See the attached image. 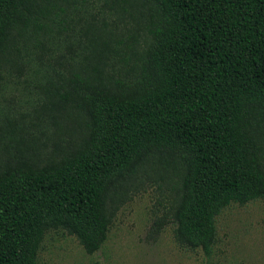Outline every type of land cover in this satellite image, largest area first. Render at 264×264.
<instances>
[{
    "label": "trees",
    "instance_id": "1",
    "mask_svg": "<svg viewBox=\"0 0 264 264\" xmlns=\"http://www.w3.org/2000/svg\"><path fill=\"white\" fill-rule=\"evenodd\" d=\"M146 184L208 264L264 199V0H0V264L94 255Z\"/></svg>",
    "mask_w": 264,
    "mask_h": 264
},
{
    "label": "rangeland",
    "instance_id": "2",
    "mask_svg": "<svg viewBox=\"0 0 264 264\" xmlns=\"http://www.w3.org/2000/svg\"><path fill=\"white\" fill-rule=\"evenodd\" d=\"M165 200L157 185L136 190L94 255H88L76 237L62 230L49 232L38 264H208L202 250H187L176 243L172 222L154 232L156 220L166 213ZM217 230L210 258L214 264H264V199L231 205L217 218Z\"/></svg>",
    "mask_w": 264,
    "mask_h": 264
}]
</instances>
